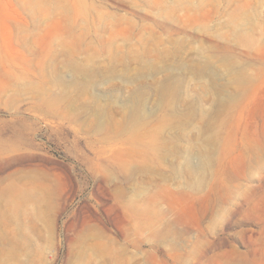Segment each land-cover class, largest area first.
I'll list each match as a JSON object with an SVG mask.
<instances>
[{
    "label": "rangeland",
    "instance_id": "1",
    "mask_svg": "<svg viewBox=\"0 0 264 264\" xmlns=\"http://www.w3.org/2000/svg\"><path fill=\"white\" fill-rule=\"evenodd\" d=\"M0 264H264V0H0Z\"/></svg>",
    "mask_w": 264,
    "mask_h": 264
}]
</instances>
